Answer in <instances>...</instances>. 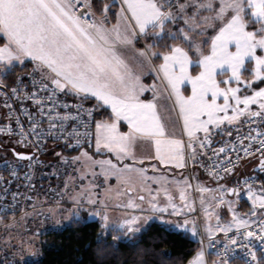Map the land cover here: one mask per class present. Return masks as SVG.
I'll use <instances>...</instances> for the list:
<instances>
[{
    "label": "snow or ice",
    "instance_id": "obj_1",
    "mask_svg": "<svg viewBox=\"0 0 264 264\" xmlns=\"http://www.w3.org/2000/svg\"><path fill=\"white\" fill-rule=\"evenodd\" d=\"M234 2L99 0L97 6V0H0V88L15 69L33 63L31 73L17 78V83L27 79L29 84L11 88V97L20 102L28 122L26 127L19 116L15 118L18 143L39 151L51 139L62 141L70 150L88 147L94 154H107L110 158L97 160L88 151H80L63 162L98 167L129 189L146 192L135 203L130 199L127 206L147 202L148 211L183 218L182 226L188 224L185 209L194 210L192 189L209 220L215 216V228L208 223L204 230L211 251L229 264L237 257L244 264H264V255L259 259L256 255L264 250V182L255 185V177L243 181L251 202L247 217L233 213L231 222L223 224L216 212L224 205L232 211L233 201L226 197L241 196L239 188L220 183L224 174H233L241 156L255 161L254 171L264 175V87H254L257 82L264 84V0H242L239 7H233ZM209 12L215 13L211 19L222 22L219 28L203 26L210 17L202 14ZM169 25L175 30L168 31ZM209 29L214 34L203 58L175 43L181 41L193 49L189 34L205 36ZM165 36L172 42L166 50L152 51L156 44L147 41ZM153 58L161 62L156 65ZM246 62L252 66L246 68ZM192 68L199 69L195 76ZM145 72H154L159 85L144 84ZM244 73L247 79L242 78ZM146 93H152V98ZM24 102H30L33 110ZM4 103L11 112L12 105ZM122 126L127 130L122 131ZM7 134H13L11 127ZM216 135L228 139L217 147ZM139 148L146 150L144 155L138 154ZM11 156L12 160L7 155L0 158V167L13 177L21 167L15 161L34 159L15 149ZM146 161H155L149 165L153 173L161 166L184 169L191 161L206 168L217 187L193 185L190 177L170 183L162 175H148ZM24 179L28 187L33 186L31 173ZM8 195L7 188L0 192L4 201L0 210L10 213L14 205L7 201ZM18 196L19 192L13 193L12 201ZM73 203L79 206L85 201L74 197ZM96 203L87 200V204ZM161 203L165 206L160 207ZM191 234L197 235L195 226ZM219 234L227 240L218 242ZM202 255L196 253L189 264H202Z\"/></svg>",
    "mask_w": 264,
    "mask_h": 264
},
{
    "label": "rangeland",
    "instance_id": "obj_2",
    "mask_svg": "<svg viewBox=\"0 0 264 264\" xmlns=\"http://www.w3.org/2000/svg\"><path fill=\"white\" fill-rule=\"evenodd\" d=\"M241 5L242 0H235L233 7H239ZM261 12L264 14V10H261ZM202 15L210 17L208 21L204 22L203 26L212 27L214 29L221 26V21L211 19L215 16V13L209 12L203 13ZM230 15L231 13H228V15L225 16V21L230 18ZM195 23L199 24V19H197ZM169 27L172 28L173 25H169L168 28ZM212 31L213 29H209L205 36H198L194 33H190L189 36L192 38L194 46L192 50L196 52L200 51L205 45H201L205 39H208L210 42L214 34V31ZM232 51L233 54H235V50L233 49ZM30 67H34L33 63ZM12 149H21V147L19 148L15 142L11 140L0 138V157L7 155V157L12 158L10 152ZM80 151H88L90 154H93L91 151L94 150L82 148L76 154L70 155L56 147L52 150L51 155L48 154L46 156L47 158L43 160V163L37 168L36 183L38 186L35 190L34 200L39 205L38 211L32 212L24 218L9 223L0 216V260H3V264H13V260H15L17 264H21L36 258L41 250L44 233L51 229L60 228L68 224L73 218H77L81 215L84 218L86 216L87 218L99 219L104 225L109 224L111 229L118 232L121 236L124 235V232H133L136 230L132 225L131 219L133 216L140 215L146 217V219H158L173 224L175 228H181V225L178 224L180 222L182 223L183 218L178 219L176 216L174 217L168 214H162L167 216L157 217L151 214L152 211H148L145 208V211H140V208L148 207L147 202L141 205L142 207L132 208L127 206L129 200L131 199L134 201V197L140 195L141 192L129 189L127 185L122 184L115 176H105L98 167H88L84 165L83 162L75 165L65 164L63 162L65 159L70 160L72 157L79 155ZM137 151L138 154L144 155L146 150L138 149ZM56 153H60V156H57ZM107 158H110L107 154L94 155V159L97 160ZM150 163H155V161H146L144 165V167L149 168L148 175H162L170 183L174 181L182 182V178L188 177L185 168L160 167L157 173H153L149 166ZM190 163L192 166V180H190V182L193 185L200 184L209 188L217 187L216 183L198 174V168H196L195 164L191 161ZM81 168H83V171H80ZM93 172H95V175H93ZM82 175L87 176V178L81 180L80 177ZM89 182L96 183V190L91 189L92 185L89 186ZM50 187H52L56 193L50 190ZM88 190L91 191V194ZM173 191H176L174 184ZM93 192L94 195L92 194ZM240 192V197H226V199L233 201L232 211H229L227 205L216 209V212L220 215L221 223L226 224L231 222L233 213L236 214L239 211V213L243 214L241 210L242 207L238 208L237 204L239 200L242 201V198H246V189ZM189 193L190 200L194 202L192 205L194 210L189 212L188 209H185V213L188 215V224L185 227L188 228L190 233L192 227L195 226L197 234L201 232L206 234L204 230L208 223H211L212 227L215 228V216L213 215L209 220L204 209L200 205L199 194L193 192L192 189H189ZM60 196H62L68 204L59 205L56 203L52 205L51 202H55ZM74 197H81L85 203L78 206L76 203H73ZM89 198L97 201V203L94 206L87 204ZM162 198L161 195V199ZM177 202L179 201L177 200ZM109 203L113 205L112 209L108 207ZM159 206L164 207L165 204L161 203ZM170 210L171 209H169V211ZM142 222L136 223L137 228L142 225ZM176 224L178 226H176Z\"/></svg>",
    "mask_w": 264,
    "mask_h": 264
},
{
    "label": "trees",
    "instance_id": "obj_3",
    "mask_svg": "<svg viewBox=\"0 0 264 264\" xmlns=\"http://www.w3.org/2000/svg\"><path fill=\"white\" fill-rule=\"evenodd\" d=\"M97 6H99V0H97ZM174 30V26L168 28V31ZM148 42H154L159 51H165L166 45L172 43L167 36L163 40ZM175 43L188 48L181 41ZM202 44L204 45L203 42ZM31 65L30 62L26 63L23 68ZM251 66L246 62V68ZM23 68L15 69L3 83H9ZM195 70L196 68L191 69L193 73ZM242 78L247 79V73H244ZM263 86L264 84L259 82L254 85V87ZM97 119L100 117L98 116ZM56 147L70 155L80 150H70L64 146ZM91 152L94 154V151ZM254 163L255 161L252 160L246 161L243 167L230 176L228 182L242 173V170L243 173L249 172L250 164ZM195 167L198 168L196 165ZM200 173L203 176L202 171ZM161 223L166 224V227H161ZM42 242L39 255L21 264H187L200 248L198 240L193 239L187 232L173 228L158 219H152L140 232L126 239L112 229H105L97 219L86 216L84 218L82 215L73 218L60 228L44 233Z\"/></svg>",
    "mask_w": 264,
    "mask_h": 264
},
{
    "label": "built area",
    "instance_id": "obj_4",
    "mask_svg": "<svg viewBox=\"0 0 264 264\" xmlns=\"http://www.w3.org/2000/svg\"><path fill=\"white\" fill-rule=\"evenodd\" d=\"M33 70L32 67H26L23 68L20 72L16 73L13 77V79L7 83L4 84L3 88H0V129H5L4 132H0V138L11 140L15 142V144L21 149H16L19 153H25L26 155L34 156V159L30 162L28 160L23 161H15V163H18L21 165L18 172H16V176L13 177V175L10 174L8 170H5L4 168L0 167V192H3L5 188L9 190V195L7 197V201L11 202L14 205V210L12 212H4L0 210V216L3 219H6V222H14L17 219H21L26 217L32 212L38 211L39 205L34 200V194L35 190L37 188L36 183V171L37 168L43 163V160H45L48 154L51 153V151L56 146H64L63 142H54L51 139H48L45 143L40 145L41 150H37V148L33 145L25 146L24 143H18L17 141L20 139L15 133L19 131L17 128L15 118L17 116L20 117L22 123L25 124L27 127V120L23 117L21 114V105L19 101H16L15 98L11 97V88L13 87H20L23 88L24 84H29V81L25 79L24 84L17 83V78L21 75L27 76L28 73H31ZM30 87V85H29ZM71 99V98H69ZM5 100L8 101L9 104L12 105V110L10 112L9 108L5 106ZM87 106V105H86ZM24 107H27L29 110H33L32 105L30 102H24ZM11 127L13 129V134L9 135L7 134V128ZM233 135L235 136V131L233 132ZM34 139V138H33ZM228 139V137L225 136H214V145L220 146L223 140ZM51 146V147H50ZM86 149H91L88 147H85ZM4 156H1L2 158ZM9 160H12V158L7 157ZM246 161H251L250 158L241 156L240 160L235 161L236 168L233 171V174L236 172L237 169L243 167L244 163ZM3 161L0 160V163ZM200 171H202L204 178H207L208 180L214 182L217 184L216 180L211 177L208 173V170L206 168L201 167L199 164H195ZM251 170L249 172H244L242 170V173H240L238 176H236L231 182H228L230 176L224 174L225 178L224 180L220 181V183L225 184L227 187H237L240 191L246 189V185L243 184V181L247 179L248 177H255V185H259L261 182H264V175H262L258 171H254L255 168L258 167L257 163L250 164ZM188 174V177L192 180V166L189 161L188 167L185 168ZM31 173V179H32V187H28V182L24 179L25 175ZM252 183V181H250ZM50 190H53L52 187H50ZM19 192V196L17 197L16 201H12V194ZM53 192L56 193V191L53 190ZM31 197V199H27V197ZM0 203H4V201H0ZM63 204L67 205L68 202H66L62 196L58 198L55 202H51V204ZM251 211L249 209L247 211V214ZM154 216L160 217V216H167L162 215L159 213L152 212ZM240 216V215H238ZM175 217V216H174ZM156 218V217H155ZM218 242L221 240H227V237L223 236V234H219L217 236ZM200 248L203 250L205 257H206V263L207 264H229L228 261L221 260V257L216 255L215 252H212L210 249L209 239L206 235H203L200 233V237L198 239ZM213 248H216L217 246H212ZM251 251H256L255 249H250ZM257 258L259 259L262 255H264V250L256 251ZM231 264H244V261L242 258H234L233 261H231Z\"/></svg>",
    "mask_w": 264,
    "mask_h": 264
},
{
    "label": "crops",
    "instance_id": "obj_5",
    "mask_svg": "<svg viewBox=\"0 0 264 264\" xmlns=\"http://www.w3.org/2000/svg\"><path fill=\"white\" fill-rule=\"evenodd\" d=\"M148 42V41H147ZM142 43H144V42H141V44ZM150 43V42H149ZM178 46H180L181 48H183L184 50H185V52H190V51H192V49H188L186 46H184V45H180V44H177ZM201 45H202V43H201ZM141 45L140 44H138L137 45V47H140ZM210 48H211V41L207 44V45H205L200 51H198V52H196L201 58H203V57H205V56H207L208 55V53H209V51H210ZM152 51H159L158 49H157V46L156 47H154L153 49H152ZM193 58V57H192ZM196 59V57H194L193 58V60H195ZM161 61L160 60H157L156 58H153V61H152V63H154V64H156V65H158L159 63H160ZM190 71H191V69H190ZM199 71V69H197L196 68V70H195V72L193 73L192 71V75L193 76H195L196 75V72H198ZM221 78H226V77H221ZM142 82L144 83V84H146V85H159V80L156 78V75H155V73L153 72L152 74H148L147 72H145V75L142 77ZM157 95H159V93H157ZM146 96L149 98V99H151L152 98V93H146ZM121 130L122 131H126L127 129H126V127H124V126H122V128H121ZM175 131V133H176V135H177V137H179V135H180V131H179V129H175L174 130ZM139 149H143V148H139ZM92 150H94L93 148H92ZM95 158H98V157H95ZM162 167V166H161ZM163 170V169H162ZM198 171V170H197ZM198 174H200L201 175V173H200V171L198 172ZM202 176V175H201ZM203 177V176H202ZM90 185H92L91 186V189L92 190H96V188H97V185H96V183H93V182H89V186ZM88 191H90V190H88ZM95 192V191H94ZM94 192L92 193L93 195H94ZM90 194H91V191L89 192ZM98 194V193H97ZM141 194H143V195H147V193L146 192H141L140 193V195ZM91 197V196H90ZM135 198V200L134 201H132V202H137V197L135 196L134 197ZM242 201H238V204H237V206H238V208H240V207H242L241 208V210L243 211V214H241V213H239V211H238V213H236V215H240V217H247V211L249 210V209H251V204H250V201L248 200V199H246V198H242L241 199ZM141 205H143V204H137V207H142ZM108 207H110L111 209L113 208V205L111 204V203H109V206ZM142 208H145V209H147V207H142ZM171 211V210H170ZM94 219H96V218H94ZM101 224H102V222H101V220H99V219H97ZM152 219H146V217H144V216H133V218L131 219V222H132V225H133V227H135L134 229H136L135 231H133V232H131V231H127V232H124V235L122 236V237H124V238H126V239H128V238H131L134 234H136V233H138V232H140L150 221H151ZM143 221V222H142ZM138 222H142V225L139 227V228H137V226H136V223H138ZM169 224V223H168ZM104 224H102V226H103ZM170 226H172L173 228H175V226H173V224H169ZM178 225H181L180 227L181 228H176V229H180V230H183V231H185V232H187L193 239H195V240H198V238L200 237V234H197L195 237H193L192 236V234L189 232V230H188V228H186L185 226H182V223L180 222ZM177 224H176V226H178ZM104 228H108V229H110L111 230V227L109 226V224H106V225H104L103 226ZM132 227V228H133ZM133 229V230H134ZM187 229V230H186ZM125 233H127V234H125ZM201 234H203V235H206V234H204L203 232H201ZM207 236V235H206ZM196 253H202L203 255H202V264H207L206 263V257H205V254H204V252H203V250L201 249V248H199L194 254H193V256L189 259V261L194 257V255L196 254ZM189 261L187 262V264H189Z\"/></svg>",
    "mask_w": 264,
    "mask_h": 264
},
{
    "label": "water",
    "instance_id": "obj_6",
    "mask_svg": "<svg viewBox=\"0 0 264 264\" xmlns=\"http://www.w3.org/2000/svg\"><path fill=\"white\" fill-rule=\"evenodd\" d=\"M12 151V150H11ZM21 154H24V155H26L25 153H21Z\"/></svg>",
    "mask_w": 264,
    "mask_h": 264
}]
</instances>
